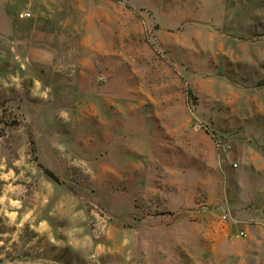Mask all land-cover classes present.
<instances>
[{"label":"rangeland","instance_id":"374dc122","mask_svg":"<svg viewBox=\"0 0 264 264\" xmlns=\"http://www.w3.org/2000/svg\"><path fill=\"white\" fill-rule=\"evenodd\" d=\"M0 264H264V0H0Z\"/></svg>","mask_w":264,"mask_h":264},{"label":"built area","instance_id":"2783aa9c","mask_svg":"<svg viewBox=\"0 0 264 264\" xmlns=\"http://www.w3.org/2000/svg\"><path fill=\"white\" fill-rule=\"evenodd\" d=\"M236 235L237 236H240V237H244V236H246L247 235V233H246V231H240V232H236Z\"/></svg>","mask_w":264,"mask_h":264}]
</instances>
